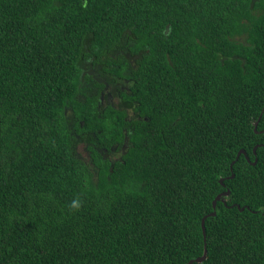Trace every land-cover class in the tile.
Returning <instances> with one entry per match:
<instances>
[{
    "label": "trees",
    "instance_id": "trees-1",
    "mask_svg": "<svg viewBox=\"0 0 264 264\" xmlns=\"http://www.w3.org/2000/svg\"><path fill=\"white\" fill-rule=\"evenodd\" d=\"M190 261L264 264V0H0V264Z\"/></svg>",
    "mask_w": 264,
    "mask_h": 264
},
{
    "label": "snow or ice",
    "instance_id": "snow-or-ice-1",
    "mask_svg": "<svg viewBox=\"0 0 264 264\" xmlns=\"http://www.w3.org/2000/svg\"><path fill=\"white\" fill-rule=\"evenodd\" d=\"M109 59L118 60L121 63L127 64V72L125 75H127L128 72L134 71L136 68V65L138 61L141 59L140 56L134 55L127 44L123 45L122 47H118L113 53L109 54ZM98 79H100L101 83H104L105 85H109L108 91L112 94L114 97L113 99V106L116 107L119 104V91H120V85L121 80L119 79V75H114L110 77H105L103 71L101 70L100 73H98ZM66 117L69 121V123L74 122L73 115L71 113H66ZM134 116H130L129 119H134ZM92 145L90 143L88 144H81L79 148L77 149L82 155L90 157V148ZM113 152L116 151L115 148L112 149ZM204 255H207V251H205Z\"/></svg>",
    "mask_w": 264,
    "mask_h": 264
},
{
    "label": "water",
    "instance_id": "water-1",
    "mask_svg": "<svg viewBox=\"0 0 264 264\" xmlns=\"http://www.w3.org/2000/svg\"><path fill=\"white\" fill-rule=\"evenodd\" d=\"M257 122H258V119H257V121H256V122L254 123V125H253V126H254V131L256 130ZM255 150H256V146L253 148V154H254V155H255ZM240 154H243V155L246 157L245 152H244L243 150H240V151L237 153L235 160L239 157ZM233 163H234V162L231 163L230 168H231V166L233 165ZM255 163H256V158H255V160L253 161L252 164L254 165ZM232 177H233V175H231L230 178H232ZM220 182H221V181H220ZM228 192H229V191H226V192H224V193H221V194L217 195V196L215 197V199L212 201L213 212H212L210 215H206L205 217L202 218V220H201V228H202V230H203V235H204V220H205L206 217H208V216H214V215H215L216 202H217V201H220V198H221L222 196H227ZM204 253H205V247H204L203 255H202L201 257L195 259L194 261H196V262H202V261L204 260V258H205ZM191 263H192V261H190L188 264H191Z\"/></svg>",
    "mask_w": 264,
    "mask_h": 264
},
{
    "label": "flooded vegetation",
    "instance_id": "flooded-vegetation-1",
    "mask_svg": "<svg viewBox=\"0 0 264 264\" xmlns=\"http://www.w3.org/2000/svg\"><path fill=\"white\" fill-rule=\"evenodd\" d=\"M107 94V101L106 102H103L104 101V97H103V95L101 96V103L103 104H105V103H108V102H113V98L111 97V95H110V93H106Z\"/></svg>",
    "mask_w": 264,
    "mask_h": 264
},
{
    "label": "clouds",
    "instance_id": "clouds-1",
    "mask_svg": "<svg viewBox=\"0 0 264 264\" xmlns=\"http://www.w3.org/2000/svg\"><path fill=\"white\" fill-rule=\"evenodd\" d=\"M73 207H77V205L74 203V204H73Z\"/></svg>",
    "mask_w": 264,
    "mask_h": 264
},
{
    "label": "rangeland",
    "instance_id": "rangeland-1",
    "mask_svg": "<svg viewBox=\"0 0 264 264\" xmlns=\"http://www.w3.org/2000/svg\"><path fill=\"white\" fill-rule=\"evenodd\" d=\"M79 152V151H78ZM81 157H82V154L80 153Z\"/></svg>",
    "mask_w": 264,
    "mask_h": 264
}]
</instances>
